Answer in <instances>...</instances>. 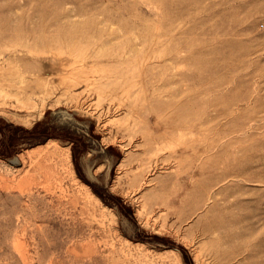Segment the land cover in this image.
I'll return each mask as SVG.
<instances>
[{
	"label": "rangeland",
	"instance_id": "rangeland-1",
	"mask_svg": "<svg viewBox=\"0 0 264 264\" xmlns=\"http://www.w3.org/2000/svg\"><path fill=\"white\" fill-rule=\"evenodd\" d=\"M0 264H264V0H0Z\"/></svg>",
	"mask_w": 264,
	"mask_h": 264
},
{
	"label": "bare ground",
	"instance_id": "bare-ground-1",
	"mask_svg": "<svg viewBox=\"0 0 264 264\" xmlns=\"http://www.w3.org/2000/svg\"><path fill=\"white\" fill-rule=\"evenodd\" d=\"M62 156V155H61ZM42 160V159H41ZM43 162V161H42Z\"/></svg>",
	"mask_w": 264,
	"mask_h": 264
}]
</instances>
